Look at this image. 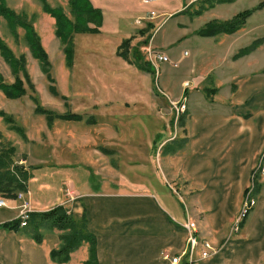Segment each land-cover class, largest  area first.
I'll list each match as a JSON object with an SVG mask.
<instances>
[{
  "label": "rangeland",
  "instance_id": "374dc122",
  "mask_svg": "<svg viewBox=\"0 0 264 264\" xmlns=\"http://www.w3.org/2000/svg\"><path fill=\"white\" fill-rule=\"evenodd\" d=\"M91 1L96 7L104 4L106 14L110 11L107 10L109 8H119L118 14L121 15L122 21L120 19L121 22H118L115 28L110 21L118 18L111 14L104 24L103 13L100 33H75L71 43H64L57 36L56 17L46 11L45 6L59 8L68 18L73 19L69 0H2L3 5L18 17L19 23H27L28 30L33 28L35 35H32L40 41L49 55L51 66L48 75L32 50L33 39L26 36L27 29L20 24L12 25L13 23L0 14V38L13 52L17 61L13 63L19 64L24 58L21 66H12L0 52V82L12 85L20 79L24 89L20 92L15 89L21 93L20 96L9 97L0 84V110L7 115L0 116V150L10 152L12 167H25L30 175L29 179H32L34 173L61 166L75 172L81 169V172L85 171L89 175L88 180L90 179L94 190H98L97 182L100 180L104 181L109 190L121 193L128 191L153 194L155 190L154 192L159 193L163 202H167L172 209L181 205L185 218L187 213L190 215L185 221L192 219L197 223L206 212L200 203H193L191 200L197 197L200 191L193 193V190L186 188L182 174L175 181L178 184L171 181L169 172L173 169L169 167L166 158L161 156L158 146L154 145L153 139L159 131H162V134L157 136L159 141L177 133L180 135L182 132L176 122L177 107L168 105V98L160 91L158 82L165 86L164 83L170 75V85H173L174 81L183 75L190 60L189 55L184 56L183 51L188 48V43L183 39L192 29L212 20H230L243 10L257 7L263 0H238L232 4L224 2L220 8L215 5L213 10L197 14L196 11L203 4V0H198L176 17L169 15V12L165 13L159 4H146L142 0ZM151 10H155L156 17L144 20L137 26L139 28L133 26L137 19L145 17ZM193 16L201 17L194 19ZM177 22L183 23L182 26ZM185 22L188 23L186 27ZM130 24L132 26H129ZM248 27L253 31L249 34L252 38L264 34V8L256 10L248 18ZM195 33L198 34V31ZM126 35L133 37L131 52L138 51L143 60L149 59L145 49L147 46L162 52V47L168 46L169 53L166 54L178 62V65L174 66L170 62L160 63L159 71L156 68L154 73L149 75L134 70L125 64L123 58L115 54L117 44L122 42ZM240 35L241 41L248 38L246 33ZM68 44L74 51L72 64L65 53ZM207 57L206 55L205 58ZM170 93L172 94V91ZM158 104L161 109H157ZM40 107L55 113H81L84 114V120L48 121L46 115L39 111ZM90 115L95 116V124L85 121ZM175 137L164 143L168 144L162 150L164 156L170 150H184L186 138L181 135ZM103 147L109 148L110 153ZM260 163L264 167V156ZM59 177L60 187L63 189L65 176ZM29 179L26 181L27 185ZM261 181V195L253 196V213L244 225L238 226V219L246 197L239 208L233 204L225 205L231 217L226 220L222 218L219 238L220 241L225 239L220 251L240 248L242 259L247 260V263L250 259L249 251L252 250L255 253L254 264H264V206H259V198L264 200V171H261ZM56 182L57 179L52 181ZM33 188L35 189V186ZM185 190L191 191L190 194H186ZM19 192H24L30 209L35 211L30 200V190ZM69 194L73 198V191ZM20 208L21 211L24 210L23 202ZM191 216H194V219ZM174 220L184 224V218L174 216ZM171 226L173 227L172 224ZM186 233L182 246L184 248L188 238ZM173 254L171 249L162 250L161 260L171 264ZM222 256L231 258L232 254L229 252Z\"/></svg>",
  "mask_w": 264,
  "mask_h": 264
},
{
  "label": "crops",
  "instance_id": "0c3cea01",
  "mask_svg": "<svg viewBox=\"0 0 264 264\" xmlns=\"http://www.w3.org/2000/svg\"><path fill=\"white\" fill-rule=\"evenodd\" d=\"M175 1L153 0L149 3L159 4L165 13L169 12V15L176 17L198 0ZM236 1L238 0L229 4ZM222 4L224 3H218L215 7L220 8ZM99 5L104 13V24L109 15L115 14L118 20L112 19L110 22L117 28L118 22L122 21L118 14L120 9L109 8L107 10L110 11L106 14L104 4ZM211 10L213 8L207 11ZM196 17L201 16L192 18ZM137 20L133 26L140 25ZM187 25L185 22L184 27ZM203 26L192 29L183 39L188 43V48L183 51L184 56L190 57L183 75L173 85H170V75L165 86L158 82L160 91L168 98V105L173 108L178 107L177 104H186V110L181 112L184 114L181 121L178 118L176 121L182 129L180 135L186 138L184 150L165 156L162 154L163 144L174 136L179 137L178 133L165 137L158 149L173 169L169 172V179L178 184L175 181L182 174L186 188L193 190V193L200 191L191 200L193 203H200L206 212L197 222L200 245L195 257L201 259L203 241L211 242L218 251L201 259L199 264H254L255 253L252 250L249 251L250 259L247 263V260L242 259L240 248L220 251L225 239L220 241L219 238L222 218L226 220L231 217L225 205L240 207L243 198L248 196L245 191L252 185L253 173L257 171L264 156V41L250 54L239 57L240 59L234 57L240 49L257 39H264V34L253 38L249 36L253 31L248 27V20L244 27L230 35L223 33L201 36L195 33ZM241 33L248 34V38L241 41ZM120 43L115 48V54ZM162 50L169 53L168 46H163ZM148 60L145 59L152 65L151 72L124 61L134 70L144 72V75L153 74L156 68L159 71L160 63ZM158 108L161 109L159 104ZM158 133L162 134V131ZM103 148L110 151L109 148ZM42 171L32 175L27 187L32 195L30 200L34 210L45 211L63 205L77 217L85 214L88 229L97 236L99 264H167V261L161 260L162 250L171 249L176 254L184 249V233L187 231L182 222L174 220V216L184 218L185 222L190 215L187 213L185 218L181 205L172 209L155 190L153 194L128 191L121 193L109 190L102 180L97 182L98 190H94L90 179L88 180L89 175L85 171L81 172V169L75 172L61 166ZM257 174L261 185L256 193L250 194L252 198L259 197L262 191L261 171ZM63 175L65 180L62 189L59 176ZM54 179H57L56 183H52ZM70 191L74 193L73 198L70 197ZM190 192L185 190L186 194ZM0 198L7 199L8 203V206L0 207V264H85L89 258L88 243L74 251L67 263L52 261L50 252L61 243L59 230H47L42 243H37L24 231L19 233L1 228L4 222L20 217L22 201L2 194ZM259 204L263 208L264 200L259 198ZM252 213L253 211L250 215ZM176 235L179 236L175 238ZM229 252L232 254L231 258L222 256ZM180 264H187V257Z\"/></svg>",
  "mask_w": 264,
  "mask_h": 264
},
{
  "label": "trees",
  "instance_id": "16d2710c",
  "mask_svg": "<svg viewBox=\"0 0 264 264\" xmlns=\"http://www.w3.org/2000/svg\"><path fill=\"white\" fill-rule=\"evenodd\" d=\"M235 0H203L202 6L196 11L197 14H202L204 11L209 8L214 7L218 3L224 2H233ZM71 13L73 14V19L68 18L64 12H62L59 8H53L45 6V10L50 12L52 15L56 17V25H57V36L60 37L62 42L71 43L73 36L75 33H90L97 34L100 33V27L103 25V11L101 8L96 7L92 4L91 0H69ZM264 8V0L261 1L257 7L246 9L239 12L230 20L219 21L212 20L208 22L204 27L198 30V34L201 36H214L217 34H230L241 29L248 18L253 15L256 10H260ZM0 14H2L12 25L17 26L20 24L27 29L26 36L33 39L31 43L32 50L36 56L41 61L42 69L50 75L51 62L49 59V55L43 48L42 44L39 40H36L33 37L35 34L33 28L28 30V24L24 22H20L17 20V16L15 13L3 5L2 0H0ZM34 32V33H33ZM34 34V35H32ZM132 40L133 37H128L122 40L121 44L117 47V55L123 58L128 63L135 65L136 67L148 71H152V65L143 60L140 53L137 51L136 53L131 52L132 50ZM264 39H257L252 44L242 48L239 52L234 55L235 58L242 57L244 55L250 54L254 51ZM0 52L4 55L6 60L9 63L17 62L14 59V54L8 45L3 42L0 38ZM67 54V58L71 62H73V49H71V45L68 44V48L65 50ZM68 61V62H69ZM24 58L19 61V64H14L16 66H21L23 64ZM27 75V74H26ZM28 77V76H27ZM3 90L6 92L9 97H17L20 96L21 91H24L22 87V82L20 79L15 84H3L1 83ZM15 89H18L17 92ZM39 111L46 115L48 121H54L55 119H62L68 121H82L84 120V114L77 112L70 113H55L52 110H47L45 108L40 107ZM181 113V112H180ZM178 114V121H181V117L184 115L183 113ZM0 116H7L6 112L0 110ZM87 123L95 124L96 119L95 116L90 115L85 120ZM161 134L158 133L154 139V145H157L159 148L162 140H157V136L159 137ZM176 140V139H174ZM168 144H164L161 149L167 147ZM107 152H110L108 149H105ZM176 152V149L170 150L168 154ZM163 154V153H162ZM12 156H10V152L5 150H0V194L7 198H17V194L19 191H26L28 185L26 181L30 178V175L25 167L16 166L12 167ZM259 175L256 171L253 173L252 177V185L248 187L245 191L248 193H256L259 190L260 186ZM253 208L250 209L248 214L244 216L241 220L240 225H244L252 212ZM1 228L14 230L16 232H25L30 235L37 243H42L45 233L47 230H59L60 233V246L58 248H54L50 252V258L52 261L56 263H67L71 259V254L80 248L84 243H88L89 247V258L85 262V264H99L98 253H97V236L88 229V220L86 215H82L81 217H77L72 212L68 211L66 207L63 205H57L50 210L47 211H32L30 214V218L26 226L21 225V218L13 219L1 224Z\"/></svg>",
  "mask_w": 264,
  "mask_h": 264
},
{
  "label": "built area",
  "instance_id": "2783aa9c",
  "mask_svg": "<svg viewBox=\"0 0 264 264\" xmlns=\"http://www.w3.org/2000/svg\"><path fill=\"white\" fill-rule=\"evenodd\" d=\"M143 1L145 3H149L152 2L153 0H143ZM154 17H156V12L151 11L147 17L139 18L137 22L138 24H141L143 20L153 19ZM145 49L152 63L158 64L163 62H170L174 66L178 65V62L173 61L166 53L162 51L156 49L154 50L153 47L151 46H147ZM186 54L188 53L186 52ZM185 109H186L185 103H182L180 106L177 107L178 113L184 111ZM257 170L264 171V167H262L261 163L258 165ZM250 194L251 193H248V196L246 197L245 202L243 204V208L240 213V217L238 219L239 220L238 226L240 225V222L244 218V216L248 214L250 209L253 208L255 204V199L252 198ZM17 198L19 200H22L23 202L24 210L21 211L20 218H21V225L26 226L30 218V214L32 212V210L30 209L31 206L28 203V201H26L24 192H19L17 194ZM2 206H7V199L0 198V207ZM183 226L187 231V237H188L187 247H185L181 252L172 255L171 264H180L184 259V257H187V264H199V261L201 259H205L218 251V249L211 242L203 241L201 243V259H197L195 257V254L197 247L200 245V241L197 236L198 225L192 219H188L187 221L184 222Z\"/></svg>",
  "mask_w": 264,
  "mask_h": 264
}]
</instances>
